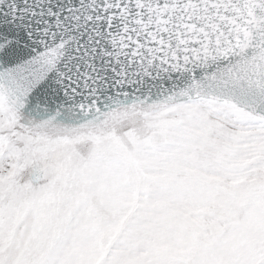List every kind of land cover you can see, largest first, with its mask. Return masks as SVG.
Returning <instances> with one entry per match:
<instances>
[{"label": "snow or ice", "instance_id": "snow-or-ice-1", "mask_svg": "<svg viewBox=\"0 0 264 264\" xmlns=\"http://www.w3.org/2000/svg\"><path fill=\"white\" fill-rule=\"evenodd\" d=\"M0 264H264V0H0Z\"/></svg>", "mask_w": 264, "mask_h": 264}]
</instances>
